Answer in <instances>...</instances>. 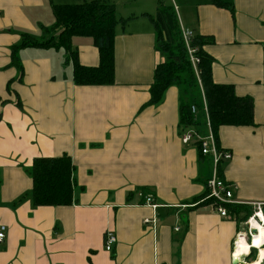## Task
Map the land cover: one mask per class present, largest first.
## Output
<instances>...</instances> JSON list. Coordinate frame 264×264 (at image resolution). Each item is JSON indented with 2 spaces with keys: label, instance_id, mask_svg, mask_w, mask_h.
I'll use <instances>...</instances> for the list:
<instances>
[{
  "label": "crops",
  "instance_id": "obj_1",
  "mask_svg": "<svg viewBox=\"0 0 264 264\" xmlns=\"http://www.w3.org/2000/svg\"><path fill=\"white\" fill-rule=\"evenodd\" d=\"M92 1L0 0V227L6 228L0 264H237L234 243L249 218L221 217L204 203L212 163L181 143L179 106L186 96L170 87L159 105L147 106L154 69L164 61L149 17L162 1L121 17L112 86L75 85L62 49L23 48L20 64L12 65L11 48L23 37L58 38L59 31L49 30L53 6ZM104 1L115 9L123 4ZM221 1L227 7L186 0L192 11L186 29L204 37L213 82L251 100L254 126L221 127L218 144L232 157L220 164L241 202L232 207L251 208L252 216L254 204L264 212V0ZM71 46L80 65L99 64L91 38L73 37ZM62 155L74 166L72 205L33 207V159ZM147 194L162 207H145ZM153 216L154 226L143 223ZM107 231L116 237L111 252L104 250ZM249 255L240 261L258 256L252 262Z\"/></svg>",
  "mask_w": 264,
  "mask_h": 264
},
{
  "label": "trees",
  "instance_id": "obj_2",
  "mask_svg": "<svg viewBox=\"0 0 264 264\" xmlns=\"http://www.w3.org/2000/svg\"><path fill=\"white\" fill-rule=\"evenodd\" d=\"M207 2L218 8L227 7V4L221 0H207ZM52 14L55 22L49 30L52 32L54 30L59 31L58 38L40 42L23 37L18 45L11 48L12 65L18 66L20 64L18 52L23 48L62 49L69 53L72 61L75 85H114L115 30L118 25H124L126 21L116 16L115 6L104 0L75 5H55L52 7ZM149 19L155 30V48L164 57V61L154 69L147 106L159 105L168 88H181L183 95L186 98L188 96L191 101L185 100L180 103L178 135H181L185 128L192 126L196 131L204 134L203 123L197 121L198 119L195 120L196 118L191 113V106L201 110L202 106L198 103V95L202 91L217 144L218 132L221 127L254 126L251 100L237 97L232 86L218 85L213 82L211 77L213 60L202 49L204 37L194 36L191 40V46L196 49V56L199 59L196 67L197 73H195L181 39L180 25L174 8L159 5L155 16H150ZM49 30H46L45 33H49ZM77 36L91 38L93 47L99 53L97 66L84 67L80 65L77 52L72 51L71 46L72 38ZM196 147L200 154L198 146ZM73 171L74 166L68 155L33 159L29 171L32 181L31 203L33 207L72 205L75 186ZM147 192L149 193V191ZM204 203L209 205L210 201L205 200ZM227 211L243 221L250 218L252 214L251 208L242 206L228 207ZM255 257L256 251L252 249L247 261L253 262Z\"/></svg>",
  "mask_w": 264,
  "mask_h": 264
},
{
  "label": "built area",
  "instance_id": "obj_3",
  "mask_svg": "<svg viewBox=\"0 0 264 264\" xmlns=\"http://www.w3.org/2000/svg\"><path fill=\"white\" fill-rule=\"evenodd\" d=\"M179 27H180L181 39L184 43L187 53L189 54V59L191 60L190 64L193 70L195 71V73H197L196 67L197 64L199 63V59L196 56V49L191 46V40L194 37V33L192 30L183 28L181 25ZM196 110L197 109L195 106L191 107L192 115H194ZM207 118L208 117H206V120ZM209 124L210 123L208 119L206 123V127L209 128ZM204 131L205 133L201 134L198 131H196V129L186 128L180 135V140L181 143L185 146L186 145L198 146L201 156L207 157L211 160L212 172L210 177L205 181L206 195L204 201L209 200L210 206L212 207L213 211L217 212L221 217H228L229 216V213L227 211L228 207L241 204V202H237L233 199V191L231 188V184L223 180V178L220 175V164L222 162L230 161L232 157L229 152L225 150H220V148L216 146L217 142L215 141V136L212 129H205ZM144 206L150 208L153 212H155L158 208L162 207L154 202V197L152 194H147L144 197ZM252 206L254 208V213L246 222L248 231L246 233H239L237 235L238 238L242 234L247 242L251 241V237H252L251 234L252 231L248 225L251 219L257 218V220L260 221L261 226L264 227V220L262 221L257 217L258 213L263 214V210H262L263 204L257 203ZM143 223L145 225L152 224L154 226L156 223V218L155 216H153L152 219H145ZM5 231L6 228L4 226H1L0 244L5 239ZM237 238L234 243V250H235ZM115 244H116L115 235L112 232L107 231L104 235V250L106 252H111ZM245 259L246 258L244 257L243 264H246Z\"/></svg>",
  "mask_w": 264,
  "mask_h": 264
},
{
  "label": "rangeland",
  "instance_id": "obj_4",
  "mask_svg": "<svg viewBox=\"0 0 264 264\" xmlns=\"http://www.w3.org/2000/svg\"><path fill=\"white\" fill-rule=\"evenodd\" d=\"M119 1H121L123 4L116 7V11H117L116 16L118 18H121V17L124 18V16L126 14H130V12H137V11H135L136 9L134 8L137 5L150 3L153 6L158 1H162V3L165 4V6H171V7H173L174 10H175L176 15H177V12H178L184 28H188L186 26L187 25V22L188 21H191V17H192V15H191V12H192L191 11V8L190 9H187L186 4L184 3L186 0H136L135 2L134 1H129V0H119ZM149 9L147 11L150 12V14L154 15V10H153V8H151V5H150ZM177 19H178V23L180 25V21H179L178 16H177ZM119 26L122 27V25H118L117 27L120 28ZM61 55L63 56L64 53H61ZM187 56H188V60L191 61L189 59V54ZM65 58H66V56H64V60H65ZM63 63H64V61H63ZM188 100H190V99H188V96H187V101ZM198 103L201 104L202 108H201V110H198L197 109L196 112L194 113L193 116L196 118L195 120L198 119L197 121H200L201 123H203V127H202L203 130H205V129H212L210 120H209V123H210L209 124V128L206 127L207 120L209 119V113H208L207 104H206V101H205V98H204V95H203L202 91H201V94L198 95ZM206 117H208L207 120H206ZM188 128L195 129L193 126L192 127H188ZM218 143H219V140H218ZM216 146L218 147L219 144H216ZM218 148H220V146ZM210 172H211V170H210ZM244 231H246V228L245 227H244Z\"/></svg>",
  "mask_w": 264,
  "mask_h": 264
},
{
  "label": "bare ground",
  "instance_id": "obj_5",
  "mask_svg": "<svg viewBox=\"0 0 264 264\" xmlns=\"http://www.w3.org/2000/svg\"><path fill=\"white\" fill-rule=\"evenodd\" d=\"M241 205V204H239ZM264 214V212H263ZM262 213H258V219H261L262 221L264 220V215ZM249 228L252 230H255L251 232L252 237L250 243L246 242V239L243 237L241 234L237 238L236 246H235V254L234 256V261L237 264H243L241 260V256H246L249 255L251 252L250 248L257 249V259L251 263V264H260L261 260H264V250H263V245H264V227L261 226L260 221L251 219L248 223ZM256 251V250H255Z\"/></svg>",
  "mask_w": 264,
  "mask_h": 264
},
{
  "label": "water",
  "instance_id": "obj_6",
  "mask_svg": "<svg viewBox=\"0 0 264 264\" xmlns=\"http://www.w3.org/2000/svg\"><path fill=\"white\" fill-rule=\"evenodd\" d=\"M252 231H253V233L255 232V230H252ZM252 249H253V248H252ZM252 249H251V250H252ZM253 250H256V251H257V249H253ZM260 264H264V260H261V261H260Z\"/></svg>",
  "mask_w": 264,
  "mask_h": 264
}]
</instances>
